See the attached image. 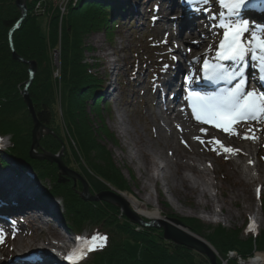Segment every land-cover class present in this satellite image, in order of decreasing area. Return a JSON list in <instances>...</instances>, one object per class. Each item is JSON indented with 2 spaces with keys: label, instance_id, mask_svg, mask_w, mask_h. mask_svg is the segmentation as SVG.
Returning a JSON list of instances; mask_svg holds the SVG:
<instances>
[{
  "label": "trees",
  "instance_id": "1",
  "mask_svg": "<svg viewBox=\"0 0 264 264\" xmlns=\"http://www.w3.org/2000/svg\"><path fill=\"white\" fill-rule=\"evenodd\" d=\"M39 1L43 0H25L27 15L12 34L11 48L7 33L20 17V10L15 0H0V135L9 138L6 149L0 151V163L8 165L6 155L31 170L38 179H49L48 198L59 199L67 218L63 229L78 235L89 232L108 238L103 248L75 264H209L195 250L164 239L161 228L132 223L115 204L83 200L79 193L83 188L80 180H65L57 163L30 156L33 121L21 95L29 78L28 64L13 59V51L37 65L28 92L38 120L51 130L39 140L37 152L57 154L64 147L62 162L86 180L90 194L109 187L120 191L131 189L104 142L107 139L118 143L103 117L104 96L97 95L105 88L106 79L98 73V61L93 65L87 56L92 51L88 36L103 32L109 41L114 40V31L123 21L118 9L126 12L130 5L119 8V0H70L60 19L58 8L50 2L43 1L44 13L37 14L35 6ZM42 15L45 27L38 20ZM58 44L60 77L54 78L52 56ZM90 110L98 121L91 118ZM106 110L111 113L110 104H106ZM81 167L104 185L96 188L84 177ZM131 178L134 180L132 173ZM157 201L169 208L162 198ZM261 204L264 205L262 200ZM165 215L176 216L169 210ZM181 220L191 231L206 238L219 254L223 255L229 248L242 255L251 252L253 239L240 240L239 228L228 231L221 225H205L197 218ZM205 229L209 230L208 234L204 233ZM257 235L254 243L264 251V231Z\"/></svg>",
  "mask_w": 264,
  "mask_h": 264
},
{
  "label": "rangeland",
  "instance_id": "2",
  "mask_svg": "<svg viewBox=\"0 0 264 264\" xmlns=\"http://www.w3.org/2000/svg\"><path fill=\"white\" fill-rule=\"evenodd\" d=\"M136 1L138 4V15H122L123 21L122 24L118 25L114 31V40L109 41L108 37L103 32L92 33L87 38L88 44L92 47V51L87 53V56L93 65H95L98 61V73L106 79L105 83H107L106 90L104 92L102 91V95L105 98L102 107L103 117L105 118L109 129L115 133L118 141L117 144L112 143L107 139H105L104 142L111 151L116 164L122 169L128 182L131 184L130 191H120L114 187H109V190L120 196L123 195L122 197L128 200L132 198V195L136 196L142 200V203L150 210L153 209V205L151 204L152 202L159 207V210L161 211V218H164L166 216V211L169 210V212L172 211L176 215L175 217L178 218L185 226L186 224L181 220V218H197L205 225H221L228 231L239 228L241 229L239 233L240 240L252 237L253 242H255V239L258 236L257 234L260 230L264 231V205L262 206L261 204V200L264 203V147L259 144H254L255 146H252L253 150L251 153L252 161L255 162L258 160L257 156L259 155L258 158L262 172V181L260 180L261 182H259L262 192L260 198L256 196L254 191L255 188L253 186L248 187L240 180V178L229 170L228 158H225L222 154L217 155L216 152L209 150L212 145H209L207 142L213 140V138L217 139L215 134L201 135L196 139L192 137L188 139L187 137L184 138L182 136L178 138L176 136L174 137V143L183 150H186L189 147H195L196 151L203 155L207 162L211 163L212 170L209 171L205 181L211 185L208 192L209 197L213 198L215 201L217 200L218 202L214 203L211 200H208L206 203L203 202L199 204L197 202L199 197L195 189L188 190L179 183L171 186V181L169 182L170 185L168 184L169 187L165 184L166 182L164 177L168 176L170 170L167 169L165 159L161 153L163 150V152L165 151L168 156H172L170 149L174 145L169 144L166 146V143L170 142L172 138H167L164 129L158 127L157 123L159 121H163L164 116L160 111L159 104L161 100L163 101L171 97L173 94L170 92L167 93L164 81L169 77L168 73H170L179 63L177 60L180 59L181 53L180 51H174L175 53H172L171 51L170 53L169 50H164L155 44L156 39H158V35H161V28L164 26L162 22L158 21L164 18V16L171 10L168 9L169 0H161L166 5L162 7L157 3L153 8H151V6L148 8L146 3H143L144 0ZM176 2L179 7H177L174 11L173 9L170 11V18L172 19L177 18V14H180L179 11L182 6H184V0H176ZM152 3H156V1H152ZM149 5H152L151 2ZM218 8V6H213V9L217 10ZM188 10H190L193 14L196 13L190 8H188ZM154 16L157 17L155 21H153ZM204 17L208 18L205 15ZM197 18L195 17V22ZM38 20L45 27V16H39ZM172 30L175 31L176 29ZM221 35L222 32L220 35H217L218 40L221 38ZM211 38V36H206V41L210 43ZM198 39L199 38L197 37L194 38L196 43H193L192 41V46L197 47L196 44ZM100 44H102L104 50L108 52L107 57L103 55V52L99 48ZM176 46L178 49L182 50L188 47L189 43L186 40H182L178 42ZM59 47L60 46L58 44L56 49ZM56 49L53 50V55L59 54V52H56ZM114 53H116V55ZM173 55L176 56V60L172 59ZM116 58L118 61H115ZM54 63L56 64V59H54ZM164 64L169 65L167 71L163 70ZM55 70L56 67L53 72V77L55 75ZM154 79L156 84L155 87L153 83ZM90 103L91 101H89V104ZM89 104L88 108L90 109L91 107H89ZM106 104L111 105V113L107 112ZM90 113L91 118L97 121L99 120L91 110ZM154 118L158 122H156V120L153 122ZM125 126L129 130L128 135L124 133L123 129ZM8 139L9 138L6 135L0 137V151L6 149L9 144ZM200 140H204L205 143L201 144ZM139 149H146V152L155 159L157 166L154 165L152 169H150L151 174L156 176V181L154 182L147 180L144 177L146 169L141 163V154L139 153ZM36 150H38V148H36ZM67 150L70 151L69 146H67ZM233 158L236 157L234 156ZM5 160L8 165L4 166L0 163V173H3V171L7 172L11 176L13 175V177H16V181L23 180L24 182H28V184L31 183L30 185L33 187L36 183H38V185L36 184L38 186L37 189H40V192L42 191L43 195L48 196L47 190L50 187L49 179H38L31 170L19 166L14 160L6 155ZM240 164L242 165L241 161ZM11 168L14 169L15 174L9 170ZM80 170L91 184L96 185V188H101L102 185H104L102 181L91 175L85 168L81 167ZM252 172L255 177H257L255 170ZM131 173L134 176V180L131 178ZM1 181L2 180H0V201L5 196L10 199L11 196L9 195V192L11 191L8 190V188H6ZM13 184L16 188L19 187L17 182ZM212 184L217 185V188H213ZM82 190L83 188L79 191L80 195ZM159 197L168 203L169 208L161 206L158 203L157 199ZM40 199L43 200L41 201L42 203L47 206L49 205V207L52 208V214L50 213L51 215L49 214V216H47L48 213L40 211L42 206L38 203L36 204V208H39V210L36 209L38 211H34L35 209L28 211L22 209L19 210L21 205L14 201L9 203L4 202L5 204L3 207L0 206V224H2V230H4L6 237L8 238L9 235L16 234L17 230L31 232L29 223H31L30 221H34L33 213L36 212L35 216L38 217L39 215V217H44L47 222H50L51 226L54 225V230L62 239L72 241L74 236H68L62 229V226L65 221H67V218L64 215L63 209H61L62 206H60L61 203L59 202V199L56 200L50 198L53 200V204L49 203V201L45 200V197H42L41 195ZM202 200L206 201L207 199L203 198ZM3 201L0 202V205ZM172 204L176 205L177 209H175ZM129 206L132 209L130 204ZM218 206H221V209H219ZM10 207L17 210L15 215L5 211L7 208L10 209ZM217 209L221 212H216ZM23 211L29 215L28 218L26 217L23 219L19 215L23 214ZM187 211H191L192 215H186L185 213ZM214 213L222 216L225 223H214L201 217L203 214L212 215ZM256 214L258 215V218H256ZM10 218H14V220L12 221ZM18 219L22 220L19 222ZM143 219L148 221L150 220V218L147 217ZM186 230L191 232V234L202 237V239L208 242L203 236L191 231L188 226H186ZM46 232V227H42L35 233L37 236L39 235V237L43 238L46 237ZM204 233L208 234L209 230L205 229ZM90 236L91 233L89 232L81 234V237L84 238H88ZM209 245L212 246L210 243ZM254 248L258 253L263 254L264 257V251L258 249L255 243H253L251 252L247 255H242L238 253L237 250L230 248L223 255L226 257V255H229L230 251H235L238 255L246 257L248 255H252ZM89 255L90 253L84 259H86ZM78 259L79 258H76L74 262H78L80 260ZM7 260L8 258H6V261ZM1 263L2 261H0V264ZM56 264H69V262H60L58 257L56 258Z\"/></svg>",
  "mask_w": 264,
  "mask_h": 264
},
{
  "label": "bare ground",
  "instance_id": "3",
  "mask_svg": "<svg viewBox=\"0 0 264 264\" xmlns=\"http://www.w3.org/2000/svg\"><path fill=\"white\" fill-rule=\"evenodd\" d=\"M76 1V0H74ZM256 3L258 5H264V0H257ZM130 5V9L126 12L123 9H117L123 16H128L129 14L138 15V4L136 0H119L118 6L119 8L127 7ZM203 6V5H202ZM200 5V7H202ZM213 6H218L215 1H213ZM215 12L220 10L219 8L213 9ZM178 3L175 0L174 5L170 6V11L177 9ZM193 10V6H189L184 0V6H182L181 10L179 11L180 14H177L176 19L170 18V11L164 16V18L160 19L158 22H162L164 26L161 28L160 34L158 35V39H156L155 44L160 46L164 50L172 49V53L180 51L181 56L183 58L182 62H179L173 70L168 73L169 77L164 81L165 89L167 93H173L171 97L161 100L160 101V111L164 115L163 121H157L155 118L153 122L156 120L158 122V127L164 129L165 135L171 137V141L166 143V146L169 144H173L174 146L171 147L170 152L172 156H168L165 151L162 150V155L166 162V167L170 170L168 176H165V184L169 187V182L171 181V186L176 183H179L181 186L185 187L186 189H195L197 191V195L199 197L198 203H206L208 200L212 202L215 201L213 198H210L208 195L210 184L205 181L208 176L210 170H212V165L210 162H207L203 155H201L198 151H196L195 147H189L186 150L181 149L179 146L175 145L174 137H184V138H198L201 135L207 134H215L217 140H220L225 146H231L233 148L239 149L240 152L236 154L237 158H233V154H227L228 158V168L229 170L236 175L240 180L247 185L248 187L253 186L255 189L259 190V182L262 180V172H261V165L259 163V158L257 156L256 162L252 161L251 153H252V146L254 144H259L260 146L264 147V122H256V121H245L244 123L234 124L232 127L234 131L237 133L235 136H229L228 133L223 132L222 129H218L213 127L212 125H203L196 121L192 115L191 110L187 108V102L184 100V96L186 95L184 84V77L186 74L190 72H198L201 66V62L203 61V56L205 52L211 46L212 51L208 52V55L212 54L216 48L217 42V35H213V32L209 29V19H206L202 12H196L193 14L190 10ZM66 12V8L61 16ZM201 15V16H200ZM195 17L196 22H195ZM258 20H264V12L259 14L257 17ZM172 29H176L173 31ZM14 32V31H13ZM10 38L12 39V34L8 32ZM167 34V35H166ZM206 36H211V41L208 43L206 41ZM199 38L197 42V47L192 46V41L194 38ZM98 38V37H97ZM9 39V38H8ZM167 40V43H162L163 41ZM182 40H186L189 43V46L184 49H178L176 44ZM191 42V43H190ZM180 45V44H179ZM199 46V47H198ZM99 48L103 52V55L107 57L108 52L104 50L102 44L99 45ZM205 49V50H204ZM175 51V52H174ZM116 55V53H114ZM195 57H201L200 61L195 64V66H191L190 62ZM58 63L60 57L57 56ZM115 61H118L116 58ZM37 66V65H36ZM249 77L253 80L256 79V73L253 69L249 68L247 73V80ZM181 80V84L179 80ZM107 83H105V88L102 90L103 92L107 88ZM248 87V83H247ZM97 92V95H101L103 92ZM112 91V90H111ZM110 94V93H109ZM105 100V98L103 99ZM104 103V101H103ZM184 108V111L181 109ZM251 126L255 133L256 139L248 140V139H241V136L247 132V129ZM201 128L205 129L204 132H201ZM259 129V131H256ZM124 133L128 135V128L124 127ZM248 135H252V133H248ZM37 139L40 140L42 137L36 135ZM170 139V138H169ZM218 147V146H217ZM36 150V149H34ZM37 151V150H36ZM147 150L139 149V153L141 154V163L144 165L146 171L144 173V177L150 181H156V176L151 174L152 167L156 165L155 159L149 153L146 152ZM220 154L224 155L223 149H219ZM233 156V157H232ZM241 159V160H239ZM239 160V161H238ZM242 162V165L240 164ZM249 161L252 163L249 164ZM116 163V162H115ZM118 166V165H117ZM157 166V165H156ZM119 167V166H118ZM120 168V167H119ZM13 174H15L14 169H9ZM256 172L257 177L253 174L252 171ZM3 171V169H2ZM74 172V171H73ZM191 173V174H190ZM261 175V176H260ZM16 177L11 176L9 173L4 172L0 173V180L3 183L9 192L11 198L4 197L1 201L3 203L0 205L3 207L5 204L4 202H16L19 203L21 206L19 208L22 210H34L38 211L39 208H36V204H41L42 209L40 211H44L49 216L51 212V207L49 205L42 203L40 199V195L45 197V200L52 203L53 200L49 199L48 196L43 195L42 191L38 188V183L35 184L33 187L28 184V182H24L23 180L16 181ZM15 180V181H12ZM261 180V181H260ZM18 183L19 187L16 188L13 183ZM87 183V182H86ZM169 184V185H168ZM40 187V186H39ZM213 188H217V185L212 184ZM37 189V191H36ZM89 189V187H88ZM114 190V189H113ZM90 194V193H89ZM116 194V193H115ZM261 194V191H260ZM93 195V194H90ZM123 196V195H122ZM206 198V201L202 199ZM132 206L133 211L141 218H150V220H158L161 218V211L159 207L156 206L151 202L153 205V209H148L145 204L142 203L138 197L133 196L131 199H124ZM0 201V202H1ZM53 204V203H52ZM61 206V205H60ZM172 206L177 209L176 205ZM221 209V206H218ZM5 209V208H4ZM5 209L7 213L14 214L17 213L16 209H12V207ZM38 209V210H36ZM219 209L216 210L220 211ZM20 212V211H18ZM221 212V211H220ZM23 214H19L21 217L28 218L24 211ZM36 212L33 213L34 221H30L29 227L31 232L17 230L15 234V238L13 239V235H9L8 239L6 237V242L3 245H0V261L1 264H56L57 256L61 257L59 260L60 262H65L62 258L68 252L72 251L77 247L75 241H70L66 239H62L60 235L56 233L54 230V225L51 226L50 222H47L44 217L35 216ZM50 214V215H51ZM186 215H192L191 211H187ZM257 215V214H256ZM145 216V217H143ZM19 217V216H18ZM207 221H211L214 223H225V220L219 214H212L206 215L203 214L201 216ZM258 218V215L256 216ZM47 219V218H46ZM20 222V220H19ZM42 227H46V237H39L36 235V231L40 230ZM75 232L67 228V235H73L75 237ZM81 235V233H80ZM81 237V236H80ZM56 254V255H55ZM56 257V258H55ZM6 258L8 260L6 261ZM217 261L218 258H217ZM221 264V263H218Z\"/></svg>",
  "mask_w": 264,
  "mask_h": 264
},
{
  "label": "snow or ice",
  "instance_id": "4",
  "mask_svg": "<svg viewBox=\"0 0 264 264\" xmlns=\"http://www.w3.org/2000/svg\"><path fill=\"white\" fill-rule=\"evenodd\" d=\"M185 2L193 6V11L202 12L209 18L208 27L213 35H220L222 32L214 56L209 57L208 52L212 51L209 46L199 71L190 72L184 77L186 85L184 100L187 102V108L191 110L192 117L200 124L222 129L229 136L237 135L232 126L241 121L264 122V25H256L244 18L246 11L256 7L253 0H215L220 9L218 12L212 10L213 0ZM200 5L204 7L201 8ZM259 10L264 12V5H261ZM156 19L154 16L153 21ZM162 43L166 44L167 40ZM171 51L169 48L170 53ZM172 59L177 58L173 55ZM200 59L201 57L193 58L190 65L194 67ZM168 68V64L163 65L164 71ZM249 68L255 71L256 79L259 81L258 86L251 90L247 87ZM202 81L214 86L221 84L225 86L205 92L197 87ZM153 83L155 87V79ZM204 131L205 129L201 128V132ZM241 139H256L251 126ZM200 143L204 144L205 141L200 140ZM207 143L212 145L209 150L216 152L217 155L220 154L219 149H223L225 158L229 153L236 155L240 152L239 149L225 146L215 138ZM107 239L100 234H93L88 238L77 236L75 240L77 247L63 259L69 264H74L73 257L78 255L79 259L83 260L89 253L103 248ZM5 242L6 234L0 229V245Z\"/></svg>",
  "mask_w": 264,
  "mask_h": 264
},
{
  "label": "water",
  "instance_id": "5",
  "mask_svg": "<svg viewBox=\"0 0 264 264\" xmlns=\"http://www.w3.org/2000/svg\"><path fill=\"white\" fill-rule=\"evenodd\" d=\"M15 4L20 10V17L18 19V25L25 19L27 15V7L25 0H15ZM16 27V28H17ZM15 28V29H16ZM13 29L10 33L12 34ZM13 59L17 61L24 62L28 64V73L29 78L26 81V84L21 91V95L23 100L27 106V109L31 115L33 121V127L31 130L32 142L30 146V156L32 158L37 159H46L50 162L57 163L60 176L64 177V179H73L76 181L77 179L82 182L83 190L81 192V198L85 201H108L116 206L119 207L120 211L127 217L132 223H136L145 227H154V228H161L163 231V238L166 240H170L175 244L183 245L187 248L195 250L197 253L202 254L205 256L209 264H218L217 256L215 254L213 246H210L208 242H206L202 237L191 234L188 230H186V226L176 217H167L160 218L158 220H144L143 218L136 215V213L130 208L128 202L124 200V198L114 192L108 190H102L96 194L90 195L88 190V183L82 178L81 175L73 172L72 170L68 169L61 160V155L63 153L64 147L59 151L58 154H52L49 152H37L34 149L39 148V140L37 139L36 135L42 136L46 132H51L50 129L45 127L37 118L34 105L30 98L28 87L31 84L33 75L37 70L36 62L25 60L13 51L12 54Z\"/></svg>",
  "mask_w": 264,
  "mask_h": 264
},
{
  "label": "built area",
  "instance_id": "6",
  "mask_svg": "<svg viewBox=\"0 0 264 264\" xmlns=\"http://www.w3.org/2000/svg\"><path fill=\"white\" fill-rule=\"evenodd\" d=\"M46 2H53L54 6H57L62 14L70 0H43ZM42 1V2H43ZM41 1H39L35 6L36 13H44V7ZM57 56V54H55ZM57 63V59H56ZM54 76L58 75V71L54 73ZM221 264H264L263 254L258 253L254 248L252 255L246 257L238 255L235 251H230L229 255H226L225 258L219 256Z\"/></svg>",
  "mask_w": 264,
  "mask_h": 264
}]
</instances>
